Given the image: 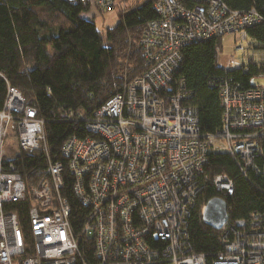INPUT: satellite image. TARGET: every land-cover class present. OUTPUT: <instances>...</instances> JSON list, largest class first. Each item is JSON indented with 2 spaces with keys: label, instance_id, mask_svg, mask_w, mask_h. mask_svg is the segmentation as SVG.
<instances>
[{
  "label": "built area",
  "instance_id": "2783aa9c",
  "mask_svg": "<svg viewBox=\"0 0 264 264\" xmlns=\"http://www.w3.org/2000/svg\"><path fill=\"white\" fill-rule=\"evenodd\" d=\"M77 2H88L96 14L118 0ZM153 9L157 18L141 40L148 70L91 116L64 114L67 121L86 122L87 133L62 144L65 164L47 156L43 122L20 92L7 87L0 110V264H207L191 251L188 221L208 180L209 152H226L242 174L264 177V74L253 77L263 82L253 87L228 76L218 80L222 128L214 135L200 133L195 108L185 104L190 93L173 78L182 47L228 34L237 35L232 50L240 58H231L225 71L248 74L243 53L253 39L247 30L264 24L263 15L255 7L236 12L223 0H154ZM12 124L16 153L42 151L47 157V176L29 191L13 161H4ZM66 177L85 209L78 233L62 193ZM209 181L217 192L233 194L228 176ZM27 196L28 242L8 206ZM227 223L228 217L222 251L211 264H264V216L234 221L226 230Z\"/></svg>",
  "mask_w": 264,
  "mask_h": 264
},
{
  "label": "trees",
  "instance_id": "16d2710c",
  "mask_svg": "<svg viewBox=\"0 0 264 264\" xmlns=\"http://www.w3.org/2000/svg\"><path fill=\"white\" fill-rule=\"evenodd\" d=\"M223 1L240 13L255 7L264 17V0ZM153 3L154 0H147L132 5L128 0H118L107 10L92 14L88 2L77 0H0V110L8 86L20 92L24 103L35 110L44 124V145L52 161L65 164L60 153L62 144L71 135H87L86 122L75 120L79 114L91 116L148 70L141 40L148 23L157 18ZM114 9L116 25L103 28L96 23L97 16ZM247 34L253 39L244 55L248 74L218 66L219 37L189 43L179 50L181 59L173 78L184 81L190 93L185 104L195 108L202 135H214L222 128L216 84L221 77H232L249 86L253 77L264 74V24L250 27ZM69 112L75 118L67 121L63 116ZM5 147V163L13 161V172L19 174L28 191L47 176V157L42 151L10 155ZM204 171L208 180L190 213L188 237L192 253L204 255L207 264H211L222 251L224 230H214L203 223V205L214 197L226 203V230L234 221L248 222L254 215L264 216V177L250 170L242 174L237 160L225 152H209ZM64 173L67 175L66 170ZM216 174L233 181L231 196L213 188L209 180ZM68 178L62 193L73 210L72 227L78 233L85 209L74 197ZM30 203L27 196L18 204L8 205L16 212L27 242L26 210Z\"/></svg>",
  "mask_w": 264,
  "mask_h": 264
},
{
  "label": "rangeland",
  "instance_id": "374dc122",
  "mask_svg": "<svg viewBox=\"0 0 264 264\" xmlns=\"http://www.w3.org/2000/svg\"><path fill=\"white\" fill-rule=\"evenodd\" d=\"M146 1L147 0H128V4L130 3L132 5H140V4L145 3ZM116 10L117 9L108 10V12H106L102 17L97 16L96 23L100 24L103 28L113 27L114 25H116V22H117ZM236 37H237V35L235 36L234 34H228V35H224L222 37H219L220 38L219 39L220 40V49H219L220 52H219V55L217 57V62H218V66H220L224 70L229 67L231 58H234L235 60H239L238 58H240V56L238 57V55L236 53H234L232 50L234 42L236 41ZM248 51L244 52L243 56ZM243 61H244V63L246 62L244 60V57H243ZM262 84H263V82L259 78H253L250 81L251 87L260 86ZM7 136L8 137L6 140V143H7L6 146L8 147V149H7L8 154L14 155L16 153V147H14L15 137H16L15 136V127H13V126L9 127ZM202 210H203V208H202ZM202 210H201V212H202ZM227 217H228V215H227Z\"/></svg>",
  "mask_w": 264,
  "mask_h": 264
},
{
  "label": "water",
  "instance_id": "95a60500",
  "mask_svg": "<svg viewBox=\"0 0 264 264\" xmlns=\"http://www.w3.org/2000/svg\"><path fill=\"white\" fill-rule=\"evenodd\" d=\"M203 223L214 230L221 229L227 219L226 203L218 197L207 201L201 212Z\"/></svg>",
  "mask_w": 264,
  "mask_h": 264
}]
</instances>
